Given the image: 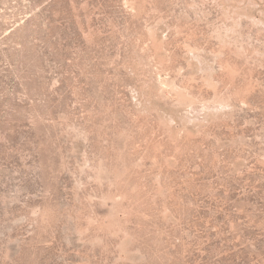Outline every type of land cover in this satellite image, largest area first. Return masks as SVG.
<instances>
[{
    "label": "rangeland",
    "instance_id": "1",
    "mask_svg": "<svg viewBox=\"0 0 264 264\" xmlns=\"http://www.w3.org/2000/svg\"><path fill=\"white\" fill-rule=\"evenodd\" d=\"M0 264H264V0H0Z\"/></svg>",
    "mask_w": 264,
    "mask_h": 264
}]
</instances>
